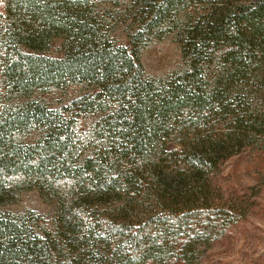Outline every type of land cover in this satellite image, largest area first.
<instances>
[{
  "label": "trees",
  "instance_id": "obj_1",
  "mask_svg": "<svg viewBox=\"0 0 264 264\" xmlns=\"http://www.w3.org/2000/svg\"><path fill=\"white\" fill-rule=\"evenodd\" d=\"M119 3L4 0L0 206L37 189L54 231L0 211V264H198L242 219L214 178L264 141V0ZM119 24L128 45L113 37ZM170 35L184 67L147 78L141 51ZM54 38L60 58L46 54ZM69 84L86 92L61 109L8 106Z\"/></svg>",
  "mask_w": 264,
  "mask_h": 264
},
{
  "label": "rangeland",
  "instance_id": "obj_2",
  "mask_svg": "<svg viewBox=\"0 0 264 264\" xmlns=\"http://www.w3.org/2000/svg\"><path fill=\"white\" fill-rule=\"evenodd\" d=\"M119 10H124L131 0H118ZM108 4L103 9H112ZM204 7H192L180 15L184 20L187 14L196 15ZM4 10V0H0V12ZM113 37L119 44L128 45L126 25L116 26ZM64 40L54 38L46 54L50 57L63 56ZM140 62L149 79H164L184 67L182 44L175 35L163 40H154L140 53ZM83 86L69 84L61 88H51L47 92H36L32 98L15 96L8 106H17L30 100H44L50 108L61 109L75 100L82 92ZM100 117L80 120L82 131L88 132ZM94 142V141H93ZM95 146V142L92 143ZM93 148V147H92ZM89 149L81 159L93 152ZM215 187L224 202L233 206L242 216L220 238L214 240L198 264H264V141L253 145L226 160L214 178ZM0 211L15 215L33 213L43 217L38 224L54 231V210L50 203L44 201L37 189L23 192L15 203L0 206ZM244 215V216H243ZM182 264V263H172Z\"/></svg>",
  "mask_w": 264,
  "mask_h": 264
}]
</instances>
